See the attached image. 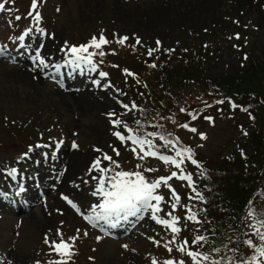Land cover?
Here are the masks:
<instances>
[{
	"label": "rangeland",
	"instance_id": "374dc122",
	"mask_svg": "<svg viewBox=\"0 0 264 264\" xmlns=\"http://www.w3.org/2000/svg\"><path fill=\"white\" fill-rule=\"evenodd\" d=\"M31 4L32 0H8L5 10L0 11V47L6 48L0 56V258L5 264L9 261L11 264H48L55 257L48 254L45 235L53 238L59 228L65 240L79 237L75 241L73 264H151L153 258L182 259L175 249L169 254L162 246L164 240L171 238V233L148 215L136 222L135 227L125 224L108 230L107 234L89 224L63 197L86 213L88 206L96 202L91 195L94 181L85 184L75 195L64 187L70 182L74 184L77 175L85 172L100 155L95 148L112 156L119 142L112 132L123 129H113L107 113L124 111L118 99L133 102L128 83L133 81L136 72L142 71L143 63L139 61L142 52L156 49L153 54L195 57L204 63V79L240 76L251 60H264V0H38L39 25L27 14L23 15L31 9ZM16 16L22 18L17 21ZM15 24L19 25V33L12 34L9 46L4 40L10 36V28H16ZM37 27L48 35L33 33L19 40L29 28ZM101 34L110 42L102 48L106 55L97 57V61H102L97 65L98 72L107 73L106 78L101 79L98 72L80 73L71 68L67 79L74 85L64 86L53 78L56 69L52 65L64 64L61 49L65 43L86 45L92 37L98 38ZM237 34L240 39L235 38ZM123 36L129 40L118 43ZM137 39L141 41L139 45ZM157 41L161 42L159 46ZM37 50L49 64L43 71L34 67L33 56ZM127 72L134 75L128 76ZM23 73L28 79H22ZM94 80L114 87H97ZM86 87L99 100L96 112L91 101L80 100V95L88 91ZM115 89L126 95L118 98ZM185 97L183 104L192 111L178 115L175 127L179 139L193 148L198 161L210 166L223 158L230 160L235 152L239 155L252 152L248 138L254 122L240 108L232 106L241 107L238 102L225 99L226 105L220 107L217 104L220 98L195 101L189 94ZM195 109L199 110L197 119L187 121L186 114H194ZM120 118L135 128L132 122L138 118V112ZM101 121L103 128L98 127ZM180 123H188L197 132L180 128ZM61 140L63 143L56 148V142ZM73 141L79 145L78 149L72 148ZM36 144L52 147L36 149ZM121 145L118 147L124 150L131 148V145ZM30 146L33 151L28 153ZM74 152L88 155L82 171L78 172L82 162L70 159L69 155ZM24 153H28L27 158ZM162 153L174 155L167 149H162ZM154 159L145 164L156 170L146 173L149 178L175 170ZM124 160L123 155L119 162L123 169L137 168L138 163L128 164V157ZM72 163L76 164L75 172ZM184 167L193 171L201 190L204 176H199L200 170L188 164ZM11 168L17 169L15 179L5 175ZM170 183L183 204L192 203L188 200L191 192L186 182L174 179ZM21 184L25 191L17 195ZM161 192L167 199L168 190L162 188ZM25 204L32 206L26 212L16 213ZM162 207L165 212L169 210L167 204ZM176 214L182 218L185 215L183 209ZM196 227L188 223L180 238L193 235ZM154 240L161 241V246ZM186 259V264H191Z\"/></svg>",
	"mask_w": 264,
	"mask_h": 264
},
{
	"label": "snow or ice",
	"instance_id": "6c2138e0",
	"mask_svg": "<svg viewBox=\"0 0 264 264\" xmlns=\"http://www.w3.org/2000/svg\"><path fill=\"white\" fill-rule=\"evenodd\" d=\"M8 0L0 2V11L5 10V4ZM28 15L39 25L41 21V14L38 11V0H32L31 10ZM22 17L16 16V20H20ZM39 34L40 36L48 35L43 28H29L24 35L19 37L20 41H23L26 36L30 34ZM236 39H240L239 35L235 36ZM129 40V37L123 36L118 39V43H125ZM110 42L101 34L98 38L92 37L90 42L86 45L69 46L65 43V46L61 49L64 52L65 59L64 64L52 65L56 69V74H59L61 67H69L72 71H79L80 73H97V65L99 62L94 58H103L106 53L102 51V48L108 45ZM141 41L136 40V44L139 45ZM160 41H157V45H160ZM43 45H41L42 47ZM91 49V51H90ZM156 49H148L147 55L153 56ZM6 48L0 47V55H4ZM247 59V56L244 57ZM34 67L43 71L49 68V64L42 56V53L37 50L33 56ZM155 68V63L150 65ZM127 71V70H126ZM98 75L101 79L107 77V73L99 71ZM128 76H133L131 72H127ZM55 78V77H53ZM93 83L97 87L113 88L110 83L101 84L100 80H94ZM116 95H126L119 89H115ZM120 108L124 111L117 113L112 111L107 113L110 123L114 130L112 135L117 138L122 144L128 146L131 145V151L138 161L143 162L148 158H155L158 161L163 162L164 165L171 166L175 170H170L169 174L160 176L158 178H149L146 173H152L156 171L151 167H146L143 163H138L135 170H125L118 160L113 159L111 155L104 153L102 149L95 148L94 151L100 153L99 156L94 158L89 166L88 175L90 180H84L85 184L95 182L91 195L96 198V202L88 206L85 212H82L81 208L73 203L72 200L67 197H63L67 203L80 213L83 218L91 224L93 227H98L100 231L107 234L108 230L115 229L121 225L131 224L135 227L136 222L145 218L148 215L156 224L163 226L171 233V238L164 240L162 246L167 250L169 254L175 249L182 256L187 257L191 264H264V208H257L251 201L248 203V210L245 213L243 220L246 222L245 227L248 231L241 230L235 237L239 240L240 236L246 237L242 241L244 250H241L240 244L234 243V237L228 236L227 242H224L222 246H213L215 240L212 237L217 235V230L213 228L211 230V236L202 234V226L206 223H211L206 216L202 214L206 212L205 208H197L198 203H206V196L200 190V185L197 184L194 178L193 171L185 168L186 164H190L199 169V176L203 177L206 170L203 168L198 159L195 158L194 152L190 147L181 145V141L178 137H175L172 132L167 131L162 123L152 124L148 121L147 124L142 122L141 119L135 120L136 127H130L129 124L121 119L122 115H126L130 112L136 111L144 116V120H147V109L140 107L134 101L125 103L123 100L118 99ZM225 103L224 100H218L217 104ZM236 107L235 104L232 105ZM247 111V109H243ZM181 113L186 110L181 108ZM191 120H196V114H189ZM159 120L172 119L171 117L159 116ZM211 120V117H206ZM173 123L175 121L173 120ZM180 128L187 129L192 133H196L195 127H190L188 123H180ZM145 127H151L153 131H144ZM127 133V135H125ZM247 135V132L244 133ZM74 135H76L74 133ZM201 139H205L203 134ZM159 142V143H158ZM63 141H58L55 144L56 148H59ZM51 144H36L35 148H49ZM79 145L73 141L72 148L78 149ZM162 149H167L174 155H165L162 153ZM33 151V147H29L28 153ZM116 156H119V150L114 149ZM28 153H24V158L28 157ZM93 173H96L93 175ZM17 169L11 168L5 175L12 177L17 176ZM63 175V173H60ZM179 180L186 182V186L189 188L191 195L188 196V200L192 203L183 204L182 197L177 190L172 186L170 181ZM166 188L169 192V196L166 199L162 194L161 189ZM25 191L24 186L21 184L18 186L17 195ZM168 205L169 210L165 212L162 205ZM183 209L185 215L180 217L177 215V211ZM164 213L163 216L160 214ZM184 221V225L181 226V221ZM192 223L197 225L193 233L191 242L187 239H181V233L186 230L187 224ZM232 228L231 225L228 226ZM207 231V230H203ZM235 231V229H233ZM87 235V233H84ZM79 237H71L65 240L61 229H57L55 237L50 238L45 235V244L48 245L50 251L49 256L55 258L50 259L48 264H73L75 256V241ZM100 239L99 237L97 238ZM151 239V238H150ZM71 241V242H69ZM156 245L161 246V241L154 240ZM127 249V245L123 246ZM204 249V250H201ZM0 264H5L3 258H0ZM8 264H11L9 261ZM39 264V262H38ZM151 264H186L185 259H165L158 261L153 258Z\"/></svg>",
	"mask_w": 264,
	"mask_h": 264
},
{
	"label": "trees",
	"instance_id": "16d2710c",
	"mask_svg": "<svg viewBox=\"0 0 264 264\" xmlns=\"http://www.w3.org/2000/svg\"><path fill=\"white\" fill-rule=\"evenodd\" d=\"M155 62V68L142 65L139 72L142 80L139 86L131 89L138 105L148 110L146 121L144 116H140L142 122L162 123L167 131L172 132L181 114L179 110L192 111L183 104L188 94L195 101L235 99L241 106V112L252 117L254 126L248 138L252 152L244 156L235 152L230 160L223 158L210 163L211 167H204L203 194L207 200L202 203L206 209L203 216L211 223H206L202 234L211 236V230L215 228L217 235L212 237L215 240L213 246H222L231 235L234 237L233 246L240 244L243 251L242 241L246 237L240 236L239 240L235 237L241 230L248 231L243 220L248 203L251 201L257 208H264V60H251L240 76L207 79L202 76L204 63L188 55L163 57ZM194 111L196 115L199 112L197 109ZM157 113L172 119L161 121ZM151 130L156 129L144 128V131Z\"/></svg>",
	"mask_w": 264,
	"mask_h": 264
},
{
	"label": "bare ground",
	"instance_id": "6f19581e",
	"mask_svg": "<svg viewBox=\"0 0 264 264\" xmlns=\"http://www.w3.org/2000/svg\"><path fill=\"white\" fill-rule=\"evenodd\" d=\"M70 71H71L70 68L67 71L66 67H64V68H62L60 70L59 74H56V72H55L54 77H55V79H57L58 82L61 83V85H64V86L65 85H71L72 86V85H74V83L67 79L68 74L70 73ZM48 73L50 74V70L49 69H48ZM23 75L24 76L22 77V79H28V75L26 76L24 73H23ZM67 88H70V87L67 86ZM86 89L88 91H85L83 94L80 95V100H81V102L83 100H87L89 102L91 101L92 108L96 112L98 110L97 106H98L99 100L97 98L95 99L92 96L91 91H90V87H86ZM100 123H101V125H98V127L99 128H103V121H101ZM69 156H71L70 159L72 160V162H74L75 159H76L77 162H82L80 164V166H79L80 168H79L78 172L82 171L83 168H81V167L86 163V161H87L86 159H87L88 155L79 154V153H75L74 152V153L70 154ZM72 167H73L72 171L75 172L76 171V164L72 163ZM88 170H89V168L85 172L80 173L79 175H77L76 182L74 184H72L70 182V184L68 186L64 187V189L67 192H69V193H73L74 195L75 194H79L78 190L85 185V183L83 181L84 180H90V176L88 175ZM94 175H95V173H94Z\"/></svg>",
	"mask_w": 264,
	"mask_h": 264
}]
</instances>
